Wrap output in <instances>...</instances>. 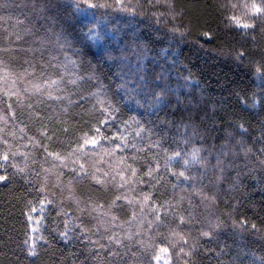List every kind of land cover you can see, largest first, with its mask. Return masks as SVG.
<instances>
[{
	"label": "trees",
	"instance_id": "1",
	"mask_svg": "<svg viewBox=\"0 0 264 264\" xmlns=\"http://www.w3.org/2000/svg\"><path fill=\"white\" fill-rule=\"evenodd\" d=\"M6 2L13 5L27 3L29 7L23 11L18 8L0 10V15L10 14L13 17L11 20L0 21V47L8 46L3 28L11 30L12 25L19 19L24 21L20 28L35 23L37 27L43 25L40 35H47L55 41L56 34L60 33L62 38L67 39L71 46L65 47L63 51L52 45L49 47L59 62H64V52H67L72 60L77 61L79 66L73 68L72 65H68V72H77L81 76L94 72L95 78L86 85L89 93L102 84L103 91L111 98L116 85L121 82L117 78V73H121L122 70L126 72L137 64L143 65L145 70L140 74L148 76L149 80L156 74L167 77L165 81L167 85L172 89H178V94L169 93L175 106V115L167 117L174 123L164 132L169 143L174 137L176 144L185 152H191L193 147L203 148L200 153L203 157L208 155L207 150L212 149L213 144L216 145L213 151H220L221 146L225 145L224 150L229 155L223 159L225 165L230 164L231 167L226 168L225 178L221 183L223 189H229L235 182L237 172L240 173L239 187L223 197L229 204L238 205L231 219L224 215L231 209L223 202H219L215 208L200 207L197 210L201 216L212 219L213 223L216 222V217H221L225 221L215 239H198L199 231L209 229L207 225L203 229L197 225L190 233L187 229L184 230L187 239L185 246L179 242L178 236L172 235L175 223L171 221V217L165 219L158 229L155 225L148 229L147 220L153 219L148 215L133 240L125 241L130 245L129 255L125 258L126 264H155L152 257L161 247L169 248L167 254L170 264H185L186 261L188 264L193 262L261 264L264 261V169L260 167L256 157L264 159L258 151L264 145L253 143V138L259 137L261 125L264 124V104L245 109L238 101L237 95L249 106L254 99L258 100L264 95V82L259 79L257 72L258 68L264 72V16L253 17L250 8L248 10L243 7L232 8L230 5L244 3L249 6L252 3L264 5V0H121L119 4L117 0H90L91 3H103L107 7L88 9L83 14L74 12L71 0H6ZM32 3L37 5L35 11L30 7ZM78 3L82 8L86 7L84 0H78ZM121 4L124 6L123 9ZM41 5H47V8L40 11ZM93 15L112 35V39L107 41L112 59L101 56L98 46L84 35L87 32L85 25ZM233 15L240 23L252 24L253 27L250 29L239 27L229 19ZM177 27L179 32L185 33L183 37L179 32L172 31ZM44 29H50L51 32L46 33ZM205 32L210 34L209 37L203 36ZM31 39L26 37L28 42ZM23 46L27 47L28 43ZM238 52L246 53L242 62L235 59ZM56 75H59V69L56 70ZM191 82H196L195 86ZM76 98L73 96V99ZM177 98L180 100L178 106ZM92 102L94 99L85 104V109H90ZM52 107L59 110L58 105ZM213 107L216 113L225 117L223 126L219 131H206V127L211 128L212 122L205 117V113L209 117L213 115ZM81 111L80 108H73L69 110L67 116H61L60 119L66 120V124L55 122L48 124L47 120L30 119L27 108L14 105L12 111H9L5 98V102L0 103V117H3L0 119L2 129L0 140L8 141L12 146L11 152L30 153V159L38 162L31 166L39 171L43 153L31 148L28 137L40 140L39 130L42 125L48 124L49 129L57 130L58 137L56 142L51 143L50 150L66 154L75 146L77 137L88 130L83 121L87 120L94 124L95 116L98 115L92 113L80 115ZM13 112L15 117L12 115ZM128 115L126 113L122 118L127 119ZM160 115L164 118L163 113ZM216 124H221V121L217 119ZM239 124H243L249 130L248 135L243 137L242 146L236 143L241 139L237 127ZM185 125L188 126L189 134L193 129L198 133L188 144L183 143L181 135ZM64 127L69 129L67 134L60 131ZM21 128L24 132L20 131ZM201 136L204 137L203 140L200 139ZM169 143H165L164 147H169ZM248 148L252 149V153L249 154V158H245L244 151ZM7 150V145L0 142V153ZM172 150H177L176 145L172 146ZM232 152L237 155L233 157ZM210 163L215 164V159L211 158ZM12 164L23 167V157L17 155L13 160L10 156L7 163L0 160L2 165L0 173L9 176L7 183L0 182V264H99L93 258L94 247L83 238H75L79 236L78 229L75 233H69L73 237L70 241H64L58 235L59 232L65 231V217L63 214L58 215L61 208L70 211L72 217L79 215L73 202L63 199L60 207L49 205L47 200L51 199V196L45 197L38 193L39 183L35 185L31 183L33 179L31 176L27 180L23 178ZM44 166L49 167L50 164L46 163ZM63 179L67 182L69 177L65 175ZM156 192L159 201L176 202L170 185L157 186ZM57 195L59 196L58 190ZM114 195L115 193L111 191L98 192L87 183L76 185L75 196L81 200L91 198L107 203ZM179 195L184 193L177 190L176 198ZM41 200L44 201L43 204ZM183 207L187 208V201ZM117 215L121 221H127L130 213L122 211ZM29 217L38 220L40 225V238L34 249L37 253L35 256L29 255L27 244L24 243L28 240L31 228ZM241 218L249 221L247 230L232 227V220L239 221ZM76 223L80 221L77 220ZM83 223L91 228L95 220L85 216ZM252 223L257 225L255 232L251 230ZM68 227L72 229L74 225L69 223ZM130 227L133 232L137 229L136 224ZM91 238L95 240L97 237L93 235ZM141 240L149 247L142 248L138 243ZM193 243L197 245L195 255L187 257L180 253V247H184L185 252H188ZM216 253L221 254L217 256Z\"/></svg>",
	"mask_w": 264,
	"mask_h": 264
},
{
	"label": "snow or ice",
	"instance_id": "2",
	"mask_svg": "<svg viewBox=\"0 0 264 264\" xmlns=\"http://www.w3.org/2000/svg\"><path fill=\"white\" fill-rule=\"evenodd\" d=\"M120 2L121 0H117L118 4ZM71 3L74 12L82 14L88 9L107 7L106 4L91 3L90 0H84L86 5L84 8L80 6L78 0H71ZM28 7L27 3L13 5L6 0H0V10L18 8L23 11ZM30 7L35 11L37 5L32 3ZM230 7H243L246 10L250 8L253 17L264 16V5L252 3L249 6L244 3L231 4ZM46 8L47 5H41L40 11ZM121 8H124L122 4ZM12 18L10 14L0 15V21ZM229 19L243 29L253 27L252 24L240 23L234 15ZM23 23L24 21L17 19L11 30L3 28V32L6 33L4 39L8 46L0 47V103H4L6 98L9 111H12L14 105L27 108L30 119L47 120L48 124L52 122L66 124L67 121L61 120L60 117L67 116L69 110L73 108H80L82 110L80 115L98 114L95 116L94 124L87 120L83 121L88 130L77 137L75 146L66 154L50 150L51 143L56 142L58 137L57 130L49 129L48 124L42 125L39 130L40 140L28 137L31 148L43 153L42 160L39 162V171L31 166L38 162L30 159V153L11 152L12 146L8 144V141L0 140L8 147L7 151L0 153V160L7 163L10 156L13 160L17 155L22 156L23 167L17 164H12V167L26 180L31 176L33 179L30 182L34 185L39 183L38 193L45 197L51 196V199L47 200L49 205L60 207L63 199L71 200L75 205V211L79 213L76 217H72L70 211H65L63 208L58 213L65 217V231L58 233L60 239L70 241L73 237L69 233H75L78 229L79 236L75 238H83L94 247L93 258L99 264H126L125 258L129 255L130 245L125 241L133 240L140 232L148 215L153 217L147 220L148 229H152L153 225L158 229L165 219L171 217V221L175 223L172 235L178 236L179 242L185 246H187V239L184 230L187 229L190 233L191 229L197 225L201 229L207 225L209 229L199 231L198 239H215L225 221L221 217H216V222L213 223L212 219L201 216L197 210L200 207L215 208L218 207L219 202H223L231 209L224 215L231 219L238 205L229 204L223 200V197L239 187L240 173L237 172L235 182L229 189H223L221 183L225 178L226 168L231 167L230 164L226 166L223 159L229 155L224 150L225 145L221 146L220 151H213L212 149L216 147L213 144L212 149L207 150L208 155L203 157L200 155L203 148L193 147L191 152H185L176 144L174 137L169 143L164 132L172 127L174 121L167 117L175 115V106L169 93L178 94V89L170 88L165 82L167 77L160 74L153 75L149 80L148 76L140 74L145 70L143 65L137 64L126 72L122 70L121 73H117V78L121 82L116 85L111 98L103 91L102 84L89 93L86 85L95 78L94 72L85 76L77 72H68V65H72L73 68L79 66L77 61L72 60L67 52H64L65 60L59 62L57 56L52 54V48L49 47L52 45L63 51L65 47L71 46L67 39L57 33L55 41H52L49 36L39 34L43 25L37 27L35 23H32L29 27L20 28L19 26ZM85 26L87 32L84 35L98 46L100 55L112 59L111 50L107 47V41L112 39V35L101 26L95 15ZM44 31L51 32L50 29H44ZM172 31L179 32V27ZM179 35L183 37L185 33L179 32ZM209 35L207 32L203 33L204 37ZM26 37H31V41H26ZM62 39L63 42H61ZM25 43H28L27 47L23 46ZM245 57L246 53L238 52L235 59L242 62ZM57 69H59V75H56ZM257 72L259 79L264 82V72H261L259 68ZM186 83L189 82L186 81ZM191 83L193 86L196 84V82ZM73 96L77 98L73 99ZM93 99L91 108L85 109V104ZM237 99L245 109L264 104V95L258 100L254 99L250 106L239 95ZM179 104L180 100L177 98L176 106ZM53 105H58L59 110L53 108ZM212 111L213 115L210 117L205 113V117L212 122L211 128L206 127V131H219L225 117L216 113L215 107ZM126 113L129 114L128 118L123 119ZM161 113L164 114V118H161ZM12 115L15 117V112ZM217 119L221 121V124H216ZM187 127L185 125L184 132L181 134L184 144H188L198 135L195 129L189 134ZM237 127L241 139L236 143L242 146L243 137L248 135L249 130L243 124ZM20 131L24 132V129L21 128ZM60 131L67 134L69 129L64 127ZM228 135L230 136L231 133ZM200 139L203 140L204 137L201 136ZM58 142L64 143V141ZM165 143H169V147H164ZM253 143L264 145V124L261 125L259 137L253 138ZM173 145H176L177 150H172ZM258 151L261 156H264V146ZM250 153H252L251 148L244 151L245 158H249ZM236 155L237 153L232 152L233 157ZM211 158L215 159V164L210 163ZM256 159L259 160L260 167L264 169V159L259 157ZM46 163L50 166L45 167ZM65 175L69 177L67 182L63 179ZM8 181L9 176L0 173V182ZM84 183L98 192L111 191L115 195L107 203L91 198L81 200L75 196L76 185ZM166 184L172 189L175 203L172 200L159 201L158 199L157 186ZM177 190L184 195L176 198ZM65 193H67L66 197ZM185 201H187V208L183 207ZM43 203L44 201L41 200V204ZM122 211L130 213L127 221H121L117 215ZM85 216L95 220L91 228L84 225ZM77 220L80 223H76ZM69 223L74 225L72 229H69ZM132 224L137 225L135 232L130 227ZM232 227L247 230L249 221L246 218H241L239 221L232 220ZM250 227L253 232L257 231L255 223H252ZM93 235L97 237L95 240L91 238ZM24 243L28 244V240ZM138 243L142 248L149 247L143 240ZM196 246V243H193L188 252H185L184 247H180V253L191 257L195 255ZM34 249L35 241L33 240L29 247V255L37 254ZM159 252L167 254L169 248L161 247ZM159 252L154 253L152 257L157 262L161 259ZM220 254L216 253L217 256ZM132 255L134 256L135 253ZM185 264L188 262L186 261ZM261 264H264V261Z\"/></svg>",
	"mask_w": 264,
	"mask_h": 264
},
{
	"label": "rangeland",
	"instance_id": "3",
	"mask_svg": "<svg viewBox=\"0 0 264 264\" xmlns=\"http://www.w3.org/2000/svg\"><path fill=\"white\" fill-rule=\"evenodd\" d=\"M115 60H117V58H115ZM30 223H31V228H30V232H29V237H28V244L27 247L29 249L30 245L32 244L33 240L35 241V243L39 240L40 238V232H39V221L35 220V219H30ZM159 252V249H157L155 251ZM161 259L159 262H157L156 260H154L155 264H170V259L168 257V254H165L163 252H159Z\"/></svg>",
	"mask_w": 264,
	"mask_h": 264
}]
</instances>
